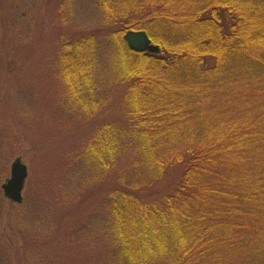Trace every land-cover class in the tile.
<instances>
[{
    "label": "trees",
    "instance_id": "obj_1",
    "mask_svg": "<svg viewBox=\"0 0 264 264\" xmlns=\"http://www.w3.org/2000/svg\"><path fill=\"white\" fill-rule=\"evenodd\" d=\"M18 4L4 35L10 51L38 32L35 0ZM94 7L100 26L58 39L51 64L74 112L110 109L98 96L102 67V80L124 87L121 120L100 124L74 153L79 177L90 182L80 193L93 181L105 185L93 230H79L102 249L91 246L86 258L79 254L87 243L63 246L65 261H57L15 230L25 264H264V0H95ZM4 24L0 77L11 59ZM130 30L146 31L158 51L131 50ZM13 241L0 235V264H12ZM30 251L36 257L28 260Z\"/></svg>",
    "mask_w": 264,
    "mask_h": 264
},
{
    "label": "rangeland",
    "instance_id": "obj_2",
    "mask_svg": "<svg viewBox=\"0 0 264 264\" xmlns=\"http://www.w3.org/2000/svg\"><path fill=\"white\" fill-rule=\"evenodd\" d=\"M21 2L0 0V20L5 22L3 49L11 57L5 60L6 70L0 77V197L4 205L0 209V235L14 240L9 253L12 264H25V242L29 247L40 245L44 257L57 261H65L60 259L63 246L74 249L76 243H87L85 254L79 255L89 258L91 246L101 251V241L97 248L91 238H82L88 233L79 230L82 225L93 230L92 215L97 210L101 213L105 185L93 181L80 193L81 185L90 182L83 183L79 177L85 174L79 170L74 153L100 124L121 120L118 109L124 99V87L108 77L102 80V67L96 77L98 96L108 100L110 109L102 106L90 113L89 108L81 107L74 112L76 106L69 107L70 98L62 95V84L51 60L58 39L74 33L87 34L100 26L102 16L94 7L95 0H35L37 36L21 50L10 51L4 35L9 32L11 20L16 19H10L11 8H18ZM93 35L97 40L102 37ZM107 48L102 42L101 59L109 51ZM18 157L28 168L20 207L7 200L1 189ZM148 189L157 192L153 191L157 190L155 187ZM15 230L21 231L25 242L15 239ZM93 233L89 232V236ZM35 257L36 252L27 254L28 260Z\"/></svg>",
    "mask_w": 264,
    "mask_h": 264
},
{
    "label": "water",
    "instance_id": "obj_3",
    "mask_svg": "<svg viewBox=\"0 0 264 264\" xmlns=\"http://www.w3.org/2000/svg\"><path fill=\"white\" fill-rule=\"evenodd\" d=\"M124 40L128 47L135 52H157L155 46L144 30H130L124 35ZM28 177V168L20 157L16 158L11 164L10 177L2 184L1 189L4 197L16 204L23 202V191Z\"/></svg>",
    "mask_w": 264,
    "mask_h": 264
}]
</instances>
